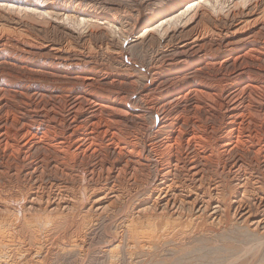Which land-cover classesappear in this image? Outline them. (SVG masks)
I'll return each instance as SVG.
<instances>
[{
	"label": "bare ground",
	"instance_id": "6f19581e",
	"mask_svg": "<svg viewBox=\"0 0 264 264\" xmlns=\"http://www.w3.org/2000/svg\"><path fill=\"white\" fill-rule=\"evenodd\" d=\"M174 2L163 11L174 10L182 1ZM186 4V9L191 10L197 2L191 0ZM77 10L89 13L86 7ZM159 13H153L149 20L158 18ZM110 17L105 14L103 18ZM232 48L225 53L227 57L214 63L209 62L201 48H196L191 54L195 58L189 63L206 62L194 72L180 74L190 64L188 54L178 51L175 56L181 69H176L178 74L170 81L161 79L165 76L155 71L157 75L150 77L154 80L152 87L144 88L139 95L144 104L141 109L153 118L149 142L121 130L124 116H143L130 112L135 110V104L125 95L101 92L94 82L76 76L70 80L79 85L81 81L82 89L77 86L78 91L68 95L72 102L71 108L68 105V117L75 122L72 130H54L53 115L41 124L42 128L53 130H9L6 122L11 102L6 96L11 93L8 88L12 84L0 77V145L17 155L42 146L54 152L52 157L32 161L22 174L0 168V180L4 181L0 185V264H20L19 259L22 264L40 263L46 244L62 252H85L87 229L117 212L124 213L118 223L119 233H115L119 239L106 250L111 257L109 264L120 260L118 253L123 247L129 254L144 252L157 237L172 236L178 232L176 222L184 217H189L193 224L211 227L226 222L239 225L263 238L260 246L264 247V132L257 130L264 126V43L238 55H233L236 51ZM20 58L26 65L47 62ZM248 60L262 62L263 66L250 65ZM208 66L216 72L224 69L226 74L199 76L197 72ZM65 70L83 71L77 67ZM15 86V95H26L23 91L27 92L28 86L20 82ZM35 87L36 91H44L38 85ZM60 95L56 93L54 97L61 98ZM79 109L80 114L87 113L84 121H104L108 127L116 126V130L102 131L108 137L107 147L127 156L123 164L119 165L117 160L108 163L102 155H96L104 143L97 130H79ZM204 119H216L219 125L206 130ZM189 121L190 130L182 129ZM91 156L97 159L87 163ZM155 220L162 221L160 236L150 226H140L141 221L157 224ZM19 234L32 239L33 250L25 248L27 241L25 237L17 238ZM255 255L259 258H254L253 264H264V252L257 250Z\"/></svg>",
	"mask_w": 264,
	"mask_h": 264
},
{
	"label": "rangeland",
	"instance_id": "374dc122",
	"mask_svg": "<svg viewBox=\"0 0 264 264\" xmlns=\"http://www.w3.org/2000/svg\"><path fill=\"white\" fill-rule=\"evenodd\" d=\"M174 1L179 0H0V77L9 79L12 85L8 89L13 94L6 96L11 102L8 107L10 118L6 122L8 129L53 130L41 126L49 120L48 116L53 115L56 123L54 130H72L75 122L68 117L69 107L72 106L68 95L79 87L82 89L81 81L79 85L70 80L76 76L80 80L84 78L94 82L101 92L125 95L131 104H135V110L130 112H140L143 116H124L125 120L120 123L121 130H126V135L132 138L149 142L153 118L151 113L142 110L144 104L139 95L144 88L152 87L154 80L150 77L158 73L165 76L161 79L170 81L178 73H191L202 67L205 60L189 63L190 59L195 58L191 54L196 48H201L209 62L214 63L227 57L225 53L231 47L236 51L233 55H238L251 46H262L264 43V0H195L197 4L191 10L186 9L189 5L186 3L191 0H180L182 2L174 10L165 13L163 10ZM83 7L89 9V13L83 14L77 10ZM156 12H160L158 18L150 21L149 17ZM103 14H110L111 17L103 18ZM182 50L188 54L187 64L190 66L177 73L176 69L181 67L175 55ZM19 56L24 60L31 58L47 62L26 65ZM248 61L250 65L264 64ZM48 62L52 64L47 65ZM74 67L83 71L69 73L65 70ZM208 67H203L200 73L197 72L198 75L226 74L224 69L216 72L213 67ZM152 72L156 74L151 75ZM112 80L115 83H111ZM17 82L28 86V93L23 91L27 98L12 91L17 89ZM36 85L44 91H36ZM56 93L62 97L55 98ZM85 107L83 105L82 109ZM78 112L76 120L81 124L79 130H97L99 139L104 143L102 150L95 154L102 155L108 163L117 160L116 163L123 164L127 156L107 147L108 137L102 131L116 130V126L108 127L104 121L92 124L84 121L86 112L80 114V109ZM214 120L204 119L206 130H210V126L218 127L219 121ZM186 125H182V129L190 130V121ZM257 130H263V133L264 126ZM4 148L0 145V168L21 174L37 158L54 156V152L47 151L43 146L18 155L11 148ZM249 155L253 157L252 152ZM94 156L86 159V162L94 163L97 159ZM261 159L258 158V163ZM3 182L0 180V185ZM123 213L111 214L87 229L85 252H62L54 245L46 244L41 255L43 261L36 263L33 260V264H109L108 258L111 257L106 250L119 239L115 235L119 233L118 223ZM155 222L159 224L147 225L141 221L140 226H144V229L150 226V230H155L156 235L160 236L162 221ZM176 223L178 232L173 237H157L152 247L144 252L137 250L129 254L125 247L120 249V260L116 264H253L256 261H253L254 258H259L255 251L264 252V247L260 246L263 238L230 222L211 227L193 224L189 217H184ZM16 237H25L29 243L25 244V248L28 246L33 250L32 239L28 235L19 234ZM19 262L22 264V259ZM27 262L23 264H29Z\"/></svg>",
	"mask_w": 264,
	"mask_h": 264
}]
</instances>
